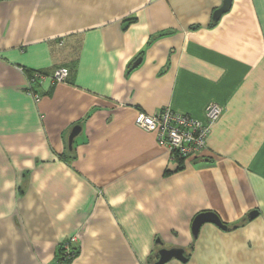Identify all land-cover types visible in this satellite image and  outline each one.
Here are the masks:
<instances>
[{
	"label": "crops",
	"instance_id": "1",
	"mask_svg": "<svg viewBox=\"0 0 264 264\" xmlns=\"http://www.w3.org/2000/svg\"><path fill=\"white\" fill-rule=\"evenodd\" d=\"M223 1H0V264H154L164 248L187 257L164 264H264V0L216 20ZM213 102L206 147L183 159L136 124ZM204 211L228 228L195 236Z\"/></svg>",
	"mask_w": 264,
	"mask_h": 264
},
{
	"label": "built area",
	"instance_id": "2",
	"mask_svg": "<svg viewBox=\"0 0 264 264\" xmlns=\"http://www.w3.org/2000/svg\"><path fill=\"white\" fill-rule=\"evenodd\" d=\"M69 73L67 67H59L51 74V78L61 82L67 79ZM46 77L47 74L42 71H34L29 76L28 92L35 101L41 98L36 86ZM223 110L224 107L220 103L213 102L207 107L205 119H199L188 113L164 107L153 114L139 112L136 124L140 128L155 132L159 141L167 145L173 159H183L199 153L206 147L212 128L222 116ZM65 249L68 257L77 253L70 242L65 244Z\"/></svg>",
	"mask_w": 264,
	"mask_h": 264
},
{
	"label": "water",
	"instance_id": "3",
	"mask_svg": "<svg viewBox=\"0 0 264 264\" xmlns=\"http://www.w3.org/2000/svg\"><path fill=\"white\" fill-rule=\"evenodd\" d=\"M231 5H232V0H224L223 4L215 10L213 18L216 20L219 19V17L224 12L228 11L231 8ZM139 60L137 61V63L139 62ZM81 129L82 128L80 125H75L73 129L71 130L68 136V146L70 149L73 148L74 139L81 132ZM256 214H257V211L252 212L249 215V218H253ZM205 222H213L221 226L224 229L228 228V225L225 224L215 212L204 211V212L199 213L193 221L192 231L195 236H198L199 230ZM159 254H160V258L154 264H164L174 257L181 259V260H187V257L184 255V250L180 248H173V249L164 248L160 250Z\"/></svg>",
	"mask_w": 264,
	"mask_h": 264
},
{
	"label": "trees",
	"instance_id": "4",
	"mask_svg": "<svg viewBox=\"0 0 264 264\" xmlns=\"http://www.w3.org/2000/svg\"><path fill=\"white\" fill-rule=\"evenodd\" d=\"M32 74V73H31ZM35 88V87H34ZM59 259H58V262L61 263L63 261H67V260H70L72 257H68L67 256V252H66V249H65V246H60L59 247Z\"/></svg>",
	"mask_w": 264,
	"mask_h": 264
}]
</instances>
